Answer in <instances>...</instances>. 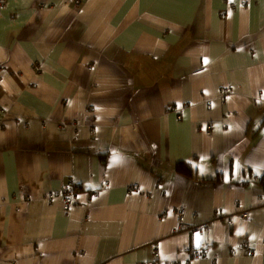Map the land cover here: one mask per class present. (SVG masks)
<instances>
[{
    "label": "crops",
    "instance_id": "obj_1",
    "mask_svg": "<svg viewBox=\"0 0 264 264\" xmlns=\"http://www.w3.org/2000/svg\"><path fill=\"white\" fill-rule=\"evenodd\" d=\"M263 174L264 0L0 2V264H264Z\"/></svg>",
    "mask_w": 264,
    "mask_h": 264
},
{
    "label": "built area",
    "instance_id": "obj_2",
    "mask_svg": "<svg viewBox=\"0 0 264 264\" xmlns=\"http://www.w3.org/2000/svg\"><path fill=\"white\" fill-rule=\"evenodd\" d=\"M3 0H0V2H2ZM70 2H72L74 4V7H79L80 6V0H69ZM246 6V2L245 1H241L238 4L239 8H245ZM91 69V66H89ZM223 89V88H222ZM221 89V90H222ZM206 129L208 130V132L211 129V126L206 127ZM108 184L107 181H104V186H106ZM70 185V186H68ZM68 185L63 186L62 190L60 191L59 194H54V193H49L48 195V199H59L61 206L63 207V209L65 211H68L74 204V197L75 195L78 193L77 191H79V186L74 184L73 182H68ZM129 190H140V185L138 182H134L129 186ZM94 195H98V192H95ZM185 214H186V210H184L182 208V206H179L176 209V227L174 229L175 232H181V231H185V230H201L203 228H205V224H191L188 223L185 220ZM242 216L246 219V221H249V215L248 213L244 212L242 214ZM262 241L264 242V237L262 239ZM249 251L251 252V250L249 249ZM197 254V253H195ZM170 264H180V262L177 261H171Z\"/></svg>",
    "mask_w": 264,
    "mask_h": 264
},
{
    "label": "trees",
    "instance_id": "obj_3",
    "mask_svg": "<svg viewBox=\"0 0 264 264\" xmlns=\"http://www.w3.org/2000/svg\"><path fill=\"white\" fill-rule=\"evenodd\" d=\"M104 156L105 155H103V158H104ZM176 170L178 171V172H180L182 175H184V176H187V177H190L191 175V170L189 169V167H187V165L185 164V163H182V162H180V163H178L177 165H176ZM105 181V180H104ZM104 181H102V184H101V187H100V189L98 190V191H93L92 193H91V195H92V197H96V196H98L99 195V192L103 189V187H104ZM75 184V183H74ZM258 184L262 187V189L264 190V174L259 178V181H258ZM66 185H68V183L66 184ZM66 185H63V186H66ZM76 185H78L80 188H79V191H77L78 193L79 192H81L82 191V187H81V185L80 184H76ZM62 186V187H63ZM68 186H70V185H68ZM95 192H98V195H94V193ZM78 193L75 195V197H74V204L73 205H75L76 204V196L78 195ZM264 243V242H263ZM195 253H197V254H195ZM201 255V251L200 250H198V251H195V252H193L192 254H190V257L192 258V257H198V256H200Z\"/></svg>",
    "mask_w": 264,
    "mask_h": 264
},
{
    "label": "rangeland",
    "instance_id": "obj_4",
    "mask_svg": "<svg viewBox=\"0 0 264 264\" xmlns=\"http://www.w3.org/2000/svg\"><path fill=\"white\" fill-rule=\"evenodd\" d=\"M4 1V0H3ZM2 1V2H3ZM68 2H69V0H67ZM71 4H72V6H74V4L72 3V2H70ZM51 6H53L51 3H48L45 7H44V5H38V8H43V9H46V10H48V9H50V8H52ZM208 126H210V125H208ZM49 195V194H48ZM48 195H47V198H48Z\"/></svg>",
    "mask_w": 264,
    "mask_h": 264
},
{
    "label": "snow or ice",
    "instance_id": "obj_5",
    "mask_svg": "<svg viewBox=\"0 0 264 264\" xmlns=\"http://www.w3.org/2000/svg\"><path fill=\"white\" fill-rule=\"evenodd\" d=\"M206 62H207V61H205V63H206ZM237 234H238V235H239V234H242V230H241V231H238ZM196 239H197V241H199V234H197ZM197 246H199V245L197 244Z\"/></svg>",
    "mask_w": 264,
    "mask_h": 264
},
{
    "label": "bare ground",
    "instance_id": "obj_6",
    "mask_svg": "<svg viewBox=\"0 0 264 264\" xmlns=\"http://www.w3.org/2000/svg\"><path fill=\"white\" fill-rule=\"evenodd\" d=\"M242 9H244V8H242ZM59 200V199H58ZM60 201V200H59ZM61 204V203H60ZM182 208L184 209V210H186V207L184 206V205H182ZM185 217H186V214H185Z\"/></svg>",
    "mask_w": 264,
    "mask_h": 264
}]
</instances>
